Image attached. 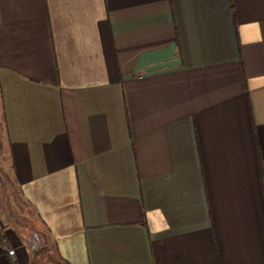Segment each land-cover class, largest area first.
Masks as SVG:
<instances>
[{
    "label": "crops",
    "instance_id": "obj_1",
    "mask_svg": "<svg viewBox=\"0 0 264 264\" xmlns=\"http://www.w3.org/2000/svg\"><path fill=\"white\" fill-rule=\"evenodd\" d=\"M0 105V264H264V0H0Z\"/></svg>",
    "mask_w": 264,
    "mask_h": 264
},
{
    "label": "rangeland",
    "instance_id": "obj_2",
    "mask_svg": "<svg viewBox=\"0 0 264 264\" xmlns=\"http://www.w3.org/2000/svg\"><path fill=\"white\" fill-rule=\"evenodd\" d=\"M2 111H1V105H0V136L2 134ZM1 151V149H0ZM30 231L32 233V239L30 241H35V243H39V240L41 241V245H33L35 247L33 250V255L30 259L29 264H64L61 262V259H59L58 255L56 254L55 244L53 241L48 237V234L44 235V232L42 229L41 231L38 228H35L32 224L29 226ZM46 233V232H45ZM38 248H40L41 253H38ZM45 248V250H44Z\"/></svg>",
    "mask_w": 264,
    "mask_h": 264
},
{
    "label": "built area",
    "instance_id": "obj_3",
    "mask_svg": "<svg viewBox=\"0 0 264 264\" xmlns=\"http://www.w3.org/2000/svg\"><path fill=\"white\" fill-rule=\"evenodd\" d=\"M7 253L9 254V256L12 257V256H14L15 251L12 248H7Z\"/></svg>",
    "mask_w": 264,
    "mask_h": 264
},
{
    "label": "trees",
    "instance_id": "obj_4",
    "mask_svg": "<svg viewBox=\"0 0 264 264\" xmlns=\"http://www.w3.org/2000/svg\"><path fill=\"white\" fill-rule=\"evenodd\" d=\"M263 192H264V185H263Z\"/></svg>",
    "mask_w": 264,
    "mask_h": 264
}]
</instances>
